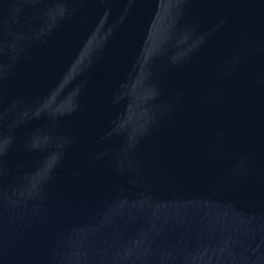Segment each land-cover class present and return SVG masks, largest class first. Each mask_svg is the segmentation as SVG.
<instances>
[{
  "label": "water",
  "instance_id": "1",
  "mask_svg": "<svg viewBox=\"0 0 264 264\" xmlns=\"http://www.w3.org/2000/svg\"><path fill=\"white\" fill-rule=\"evenodd\" d=\"M0 264H264V0H0Z\"/></svg>",
  "mask_w": 264,
  "mask_h": 264
}]
</instances>
